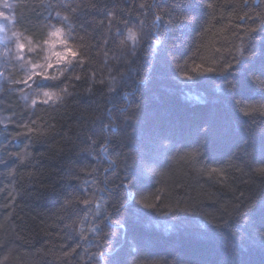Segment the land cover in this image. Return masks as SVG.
<instances>
[{"label":"trees","instance_id":"obj_1","mask_svg":"<svg viewBox=\"0 0 264 264\" xmlns=\"http://www.w3.org/2000/svg\"><path fill=\"white\" fill-rule=\"evenodd\" d=\"M143 2L145 0H12L13 29L33 43L46 38L45 25L56 23L57 11H60L62 15H70L63 9V5L71 4L74 8L78 7L79 10L72 21L76 29L74 35L77 43L80 42L79 37L84 36L88 44L99 43L100 45L98 49L92 50L94 60L89 70L95 68L97 78L105 79L106 84L110 82L116 91L107 93V87H105L104 95H101L98 88L97 94L91 99L84 97L80 106L70 102L59 106L52 102L48 105L37 103L36 106H28L20 101L12 84L10 88L13 89L10 92L7 88L0 89V116L5 120L4 124H0V264H62L53 255L54 252L56 256H59L62 246L63 250L76 249L70 264H93L89 255L96 250L94 246L100 242V237L90 229L99 224L103 231H109L107 221L103 217L107 212L112 211L111 200L114 197L110 195L111 182L116 180V173L120 169L119 162L110 166V161L115 159L113 142L104 144L105 133L109 135L110 133L107 130L105 133H100L99 126L101 123H107L113 113L118 114L119 108L132 103L140 95V91L136 83L139 77L135 72L122 76V73H127V66L119 50L114 45H110L111 50L108 56L104 55L103 41L108 35L105 17L108 11L115 9L124 21L131 24L138 25L140 21H143L144 30L148 33L157 31L152 24L153 13L161 14L163 19L157 22L159 32L163 33L169 41L184 42L179 51L185 54L189 68L213 57L215 49L221 47L220 30L222 28L230 26L234 30L237 23L241 25L251 23V21H237L234 17L231 18L230 23L232 12L230 5L239 7L240 0H147L151 8L144 9L142 14L139 4ZM90 4L96 6L89 7ZM209 4H213L214 7L209 8ZM245 10L250 13L264 11V0H249ZM185 15H195L208 29L203 36L197 37L195 42L188 39L191 29L184 27L177 19H182ZM115 27L123 29L124 24L121 23ZM43 53L48 55L46 50ZM116 56L120 59H115ZM151 58L152 47L148 39L138 49L136 66L144 64ZM52 71L59 74V69ZM4 75L9 78L16 77L13 69H9V74ZM83 87L84 85L81 84V91ZM212 89L209 77L202 78L196 86L188 88L184 87V82L165 76L154 80L145 92L149 123L163 121L170 126L177 152L165 165V171L169 172V175L156 177L144 185L142 194L148 197V202L157 203L154 198L157 196L161 198L160 210L150 213L141 220L131 217L127 212L124 213L123 223L124 229H127L128 238L140 241L137 251L127 256L130 264H165V261H171L177 248H180L187 258L204 262V264H232L234 258L242 259L244 264H264V248L259 242L250 239L237 241L231 236V229L228 228L224 229L222 236L210 241H189L187 232L203 230L201 217H197L192 223L181 225L177 232L166 231L167 225L174 221L163 214L166 211L164 206L174 203L178 197L196 196L198 191L215 193V203L203 200L202 211L206 215L224 214L225 219H227L225 210H230L233 201V192L221 188L218 183L219 176L200 174L193 170L189 162L180 158L184 146L192 139L187 131L189 124L213 111V108L206 103ZM125 92L128 93L127 97L124 96ZM241 92L251 97L252 102L261 100V94L246 82L242 85ZM87 104L91 105L90 114L81 116V109ZM94 116L100 117L95 122L97 143L89 152L80 153L79 156L74 157V160L78 168L86 167L95 171L91 175L80 173L78 179L65 180L56 184V189L61 193L65 195L72 193L73 196L90 199L92 203L88 206L74 204L64 209L62 208L63 196L57 197L39 188V185L35 183L37 177L27 175L30 171L40 170L44 173L41 178L47 184L53 180L56 171H62V168L61 161L48 152L46 144L36 143L34 138L25 134L27 132L25 125L36 119L37 125L34 127L43 128L46 126L45 122H50V118L55 117L58 132L64 133L72 129L70 134H74L77 117L81 123L86 120L89 127H92ZM245 127L247 128L248 125ZM251 127L257 131L256 143L259 147L258 133L259 129L264 127V122L258 119ZM145 128L146 125L142 124V131ZM26 145H28L27 149ZM104 147L108 148L107 152L103 150ZM24 151H30L35 157V159L30 158L25 166L19 165L17 160L9 155ZM201 151L203 156L200 164L195 166L196 168L226 167L228 155L223 150L210 152L204 148ZM41 153L46 155H39ZM36 160L40 163L34 168ZM245 160L247 157L241 154L239 159H233V163L240 164ZM106 168L108 171H105ZM12 169H16V172L14 175H9ZM228 171L230 177H235L229 180L231 186L238 189L235 195H239V190L247 194L249 188L255 187L253 184L245 185L240 182L241 179H249L247 175L241 177L239 173H232L230 169ZM245 171H248L247 168ZM48 173L53 175H47ZM176 181L183 183L184 188L176 190ZM256 184H259V179H256ZM97 204L99 207H96ZM62 216L65 217L63 222L60 220ZM69 217L78 224L74 230L63 228V224L69 222ZM124 229H112L117 232V235L113 237L114 246L118 247L121 243L120 237L124 235ZM81 232L86 239L81 238ZM128 251L130 249L126 247L125 255ZM5 256L8 257L7 260L4 259Z\"/></svg>","mask_w":264,"mask_h":264},{"label":"snow or ice","instance_id":"obj_2","mask_svg":"<svg viewBox=\"0 0 264 264\" xmlns=\"http://www.w3.org/2000/svg\"><path fill=\"white\" fill-rule=\"evenodd\" d=\"M248 3L249 0H240L239 7L230 5L232 8L230 23L232 17L237 21H251V23L244 25L237 23L234 30L230 26L222 28L220 30L222 33L221 47L215 49L213 57L194 64L191 68L188 67L185 54L179 51L184 42L169 41L163 33L159 32L157 22L162 21L161 14L153 13L152 24L157 31L148 33L144 30L143 21H140L138 25L126 22L115 9L106 13L108 35L103 41L104 55L108 56L111 50L110 45H114L119 50L127 66V73H122V76L132 72L137 74L139 78L136 79V83L139 85L140 95L126 107L119 108L118 114L113 113L107 123H101L99 126L100 133H105V130L110 133V135L105 133L104 144L113 142L115 159L110 161V166L119 162L120 170L116 173V180L111 182L110 195L114 197L111 200L112 211L107 212L103 217L107 221L109 231H103L99 224L90 229L100 237V242L94 246L96 250L89 255L93 264H130L127 256L137 251L140 241L128 238L127 229H124L123 223L124 213L127 212L131 217L141 220L150 213L158 212L161 208L159 196L154 198L157 203H150L148 197L142 194L144 185L156 177L169 175V172L165 171V165L177 152V148L169 125L163 121L149 123L145 92L154 80L165 76L184 82V87L188 88L196 86L202 78H221L219 82L211 80L213 89L206 103L213 108V111L189 124L187 131L192 139L184 146L180 158L189 162L193 170L200 174L219 176L218 183L221 188L233 192L230 210H225L227 219L224 214L206 215L202 211V201L209 200L215 203V193L198 191L196 196L178 197L174 203L164 206L166 211L163 214L174 221L167 225L166 231L177 232L181 225L192 223L197 217H201L203 230L187 232L186 236L189 241H210L222 236L224 229L228 228L231 229V236L235 240L258 241L264 248V127L259 129V147L256 143L257 131L251 127L258 119L264 122V96L259 102H252L251 97L241 92L242 85L246 82L257 92L264 94V11L250 13L245 10ZM88 6L95 7L96 5ZM5 7L8 5L6 4ZM57 7L61 6L57 5ZM62 7L70 15H62L60 11H57L56 23L45 25L47 30L45 39L36 43L28 41L17 44L19 49L17 58L24 61V65L28 67L25 77L13 80L12 83L22 84L26 89L33 91L32 106H36L38 101L44 105L52 102L59 106L70 102L80 106L82 99L84 97L93 98L98 88L101 95H104L105 87H107V93L116 91L110 82L106 84L105 79L97 78L95 68L89 70L94 60L92 50L93 48L98 49L100 45L99 43L88 44L84 36L79 37L80 42L77 43L74 35L76 29L72 21L79 8H74L71 4H65ZM208 7L213 8L214 5L209 4ZM148 8H151V5L147 3V0L139 4L142 14L143 10ZM177 19L184 27L191 29L188 39L193 42L208 31L195 15H185L182 19ZM121 23L124 24L123 29L115 27ZM114 27L115 33L113 34ZM148 39L152 47V58L136 66L138 49ZM38 48L48 52V55L44 57V63L25 59L22 55L25 52L34 53ZM114 58L120 59L119 56ZM54 69H59V74H53ZM41 81L45 83H40ZM49 81L56 83H47ZM81 84L84 85L82 91L80 90ZM124 96L127 97L128 93L125 92ZM24 98L29 99L26 92ZM90 107V104L84 106L80 115L90 114ZM99 119L100 117L94 116L92 127H89L86 120L81 123L77 117L74 134H70L72 129L64 133L58 132L55 117H51L50 122H45L46 126L43 128L34 127L37 125L36 119L25 125L27 128L25 134L34 138L36 143L46 144L48 152L61 161L62 168V171H56L53 180L47 184L41 178L44 173L40 170L30 171L27 175L37 177L35 183L39 185V188L57 197L63 196L62 208L64 209L74 204L88 206L92 203L90 199H82L73 196L72 193L66 195L61 193L56 189V184L65 180L78 179L80 173L91 175L95 171V169L86 167L78 168L74 157L82 152H89L97 143L95 122ZM142 124L146 125L143 131ZM245 125L248 127L246 128ZM25 148L27 149L28 145ZM204 148L210 152L223 150L228 155L226 167L196 168L195 166L201 162L203 156L201 149ZM103 150L107 152L108 148L104 147ZM241 154L247 157V160L241 161L240 164L233 163V159H239ZM9 155L15 158L21 166L27 165L30 158L35 159L30 151L15 152ZM39 163L40 161L36 160L33 167L35 168ZM229 169L232 173H239L241 177L247 175L249 179H241L240 182L245 185L253 184L255 187L249 188L247 194L239 190V195H235L238 189L233 188L229 183L230 179H235L234 176L230 177ZM105 171L108 169L106 168ZM113 171L115 172V169ZM15 172L16 169H12L9 175H14ZM47 175L53 174L48 173ZM256 179H259V184H256ZM183 188V183L175 182L176 190ZM96 207H99V204ZM60 220L63 222L65 217H60ZM68 221L63 224L65 230H74L78 227L77 222L71 220L70 217ZM113 228L124 229V235L120 237L121 243L118 247L113 244V237L117 235V232L112 231ZM80 235L82 239H86L82 232ZM17 236L19 238V234ZM126 247L130 249L127 255H125ZM75 252V248L63 250L62 246L61 254L56 256L53 252V255L62 264H70ZM165 264H204V262L187 258L183 251L177 248L171 261H165ZM232 264H244V261L234 258Z\"/></svg>","mask_w":264,"mask_h":264},{"label":"rangeland","instance_id":"obj_3","mask_svg":"<svg viewBox=\"0 0 264 264\" xmlns=\"http://www.w3.org/2000/svg\"><path fill=\"white\" fill-rule=\"evenodd\" d=\"M6 4L8 5V7H5ZM11 5L12 0H0V89L7 88L8 92H10L13 89L10 88V85L12 84L20 101L25 105L32 106L31 98L33 96V91L30 89H26L22 84L12 83L14 78H17L16 80H20L25 77L28 66L24 65V61L17 58L19 53L17 44L27 43L28 40L17 34L13 29L11 22ZM43 52L44 50L40 49L34 53L25 52L22 55L25 56V59H31L37 63H44V57H46V55ZM9 69L14 70L16 77H5L4 74H9ZM53 74H56L55 71H53ZM25 92L29 96L28 100L24 98ZM4 123L5 120L0 116V124Z\"/></svg>","mask_w":264,"mask_h":264},{"label":"clouds","instance_id":"obj_4","mask_svg":"<svg viewBox=\"0 0 264 264\" xmlns=\"http://www.w3.org/2000/svg\"><path fill=\"white\" fill-rule=\"evenodd\" d=\"M209 79H210V80H217V81H218V80H220L221 78H220V77H209ZM260 94H261L260 97L264 96V94H262V93H260ZM4 259L7 260L8 257L5 256Z\"/></svg>","mask_w":264,"mask_h":264}]
</instances>
